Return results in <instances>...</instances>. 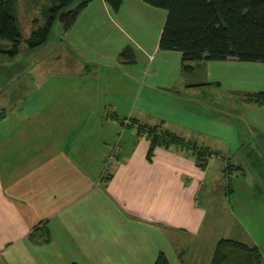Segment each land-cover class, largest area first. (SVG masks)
<instances>
[{"label": "crops", "instance_id": "crops-1", "mask_svg": "<svg viewBox=\"0 0 264 264\" xmlns=\"http://www.w3.org/2000/svg\"><path fill=\"white\" fill-rule=\"evenodd\" d=\"M167 13L144 0L118 10L90 0L64 27L69 62L27 63L40 93L24 94L22 68L5 78L0 264H155L162 252L171 264H204L205 247L213 259L221 239L204 230L207 205L232 219L224 231L244 230L224 179L229 165L243 174L231 161L239 151H264V105L252 99L264 91V62L186 61L161 49ZM55 66L47 75L65 77L38 81ZM150 127L180 142L150 154ZM199 150L210 153L200 160Z\"/></svg>", "mask_w": 264, "mask_h": 264}, {"label": "trees", "instance_id": "trees-1", "mask_svg": "<svg viewBox=\"0 0 264 264\" xmlns=\"http://www.w3.org/2000/svg\"><path fill=\"white\" fill-rule=\"evenodd\" d=\"M15 1L0 0V40L13 43L10 49L3 51L10 56L18 53L22 38L12 12ZM58 1L41 32L38 30L29 38L30 47L47 40L52 24L57 19L63 22L65 28H69L90 0ZM106 1L114 10H118L123 3V0ZM144 1L168 12L160 39L161 49L181 51L186 61L237 58L264 62V0ZM123 57L127 58V52L122 53ZM252 99L264 105V91L254 94ZM147 133L152 143L150 154L158 144L180 142L176 135L174 140L165 138L163 134L167 133L159 131L157 127H150ZM195 152L202 160L200 152ZM155 264L171 263L162 252ZM211 264H264V257L257 244L235 238H221L216 243Z\"/></svg>", "mask_w": 264, "mask_h": 264}, {"label": "rangeland", "instance_id": "rangeland-1", "mask_svg": "<svg viewBox=\"0 0 264 264\" xmlns=\"http://www.w3.org/2000/svg\"><path fill=\"white\" fill-rule=\"evenodd\" d=\"M56 1L57 3L59 2L58 0H18V4H14L12 12L14 13V16L16 18L18 28L22 32V38L20 40L19 51L15 56H10L9 54L3 52L4 49H10L13 43L7 40H0V91H2L0 94H3V89L8 87L3 86L5 78H7L9 74H11V76H14L15 78L20 77L21 68L22 81H27V83L32 87L24 94L29 95L30 93L41 92V90L36 91L35 87H33V85L35 86L36 84V82L33 80L34 71H31L29 69L30 67H28V70L26 68L27 63L32 62V60H36L37 62L41 63H47V65L48 63L53 61V64H57V66H61L66 62H69L70 54H68L66 50L64 52V49H68L67 47L70 48V45L68 44V42L70 43V40L68 38L70 35L65 33L63 26L64 24L59 19L55 20L52 24L51 31L48 35L49 38L47 37L46 40H49V43H45L46 45L43 44L44 46L41 45L43 46L42 49H38L33 53H29L26 51L27 49L29 51V49L32 48L29 45V38L38 30H40L41 32L43 27L49 21L52 13L51 10L55 9L57 6ZM59 12H61V10ZM68 51L70 52L69 49ZM40 52H42V54L36 55V53ZM9 64L11 65L10 67H8ZM57 66L53 67L52 69H44L42 71L44 75L38 76V81L41 77L49 79L56 77H65V75H63L66 72L65 70H61L59 74L54 71V75H47L48 71L49 73H53V71L51 70L57 69ZM60 73L62 76H60ZM47 87L50 90L51 82H48L47 85L45 84V87L43 89L45 90ZM22 93L23 91L21 92V94ZM163 135L169 140L175 139L174 135H168V133ZM185 144L191 146V143L189 142ZM199 152L201 154L200 158L202 160L210 153L206 150H199ZM239 152L240 155H238V158H236L235 160H238L239 157L240 160L235 161L231 158V161L235 164L242 165L243 174H239V171L237 170L233 171L235 166L229 165L226 167V179H224V181L226 182V185L229 189L232 187V185L234 186L235 193H232L234 196L231 198L232 202H235L234 215L237 217V219L239 218L241 220L245 228L243 231L240 230V232L235 230L234 233H231L230 231H224V227H226V225L230 227L231 223L233 222L232 219H230L228 214L224 211L217 213L215 212L214 215V209L210 208V206L207 205L209 213L208 217L212 220L213 224L210 221L209 224H206L204 230H214V234L212 237L215 239H220L222 237L235 238L249 243H254L255 238L261 235L258 240L260 241V247L262 249L264 257V226L263 230H259L258 224L259 220L264 221L262 216L263 214L261 215L260 213L261 209H264V151H260V153L254 152L252 158L250 156H247L248 151ZM257 154H259V156H257L256 159L253 158ZM219 190L220 189L218 188L213 191L214 195H212L211 197V203L214 202L213 199L218 200V192H220ZM216 204H218V202H216ZM222 222L224 223L223 225ZM215 227H217L216 230ZM198 241L199 247L202 246V248H204V243L206 245L207 243L211 242L210 238L206 237H203ZM198 241H195V243H198ZM212 249V246L205 247V254L203 256L204 264H206V261H208V263L211 262L210 260L212 259H210V251Z\"/></svg>", "mask_w": 264, "mask_h": 264}]
</instances>
